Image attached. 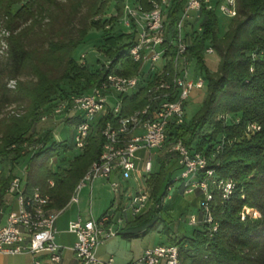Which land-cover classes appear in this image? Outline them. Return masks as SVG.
Returning a JSON list of instances; mask_svg holds the SVG:
<instances>
[{"label":"trees","instance_id":"16d2710c","mask_svg":"<svg viewBox=\"0 0 264 264\" xmlns=\"http://www.w3.org/2000/svg\"><path fill=\"white\" fill-rule=\"evenodd\" d=\"M56 1L0 0V15L5 17V27L10 31L6 38L7 55L0 54V115L12 104L25 109L5 120L0 119V210L4 212V196L15 178L13 167L19 159L31 153L26 161L25 193L30 195L39 187L50 196L51 208L62 210L102 152L100 130L108 117L93 127H98L97 135L91 133L86 150L70 158L64 168L56 163L59 154L65 151L64 146L69 147V138L56 137L53 129L47 130L43 139L36 137V125L44 111L51 110L57 101L71 95L90 92L105 71L104 63L93 66L75 56L82 37L88 32L86 28L81 30L78 39L60 36L50 40L46 47V40L35 47L27 40V31L38 14L42 15L45 4ZM81 1L91 4L87 16L91 18L102 13L108 0H80L74 7ZM125 1H117V14L102 25H111L104 30L103 47L112 61L111 67L118 73L130 75L139 67L129 56L135 32L124 34L121 31L116 35L111 32L113 23L123 14ZM149 1L135 0L133 4L149 8ZM183 8L184 2L171 0L167 14L171 27ZM203 13L202 32L195 34V22H189L186 41L190 44L188 59L197 61L207 86V97L197 117L191 120L185 117L182 124L170 125L167 141L171 144L182 142L190 151L202 153L208 159V167L214 170L215 178L232 179L235 187L229 198H223L216 186L211 187V210L218 224L217 231L211 229L212 224L203 222L199 202V222L193 226L192 234L170 238L168 242L179 246L184 264H264V0H237V15L222 36L217 13L208 10ZM30 19L33 21L30 28L17 31L20 21ZM207 46H212L220 59L215 73L206 65L204 49ZM169 68H173V62ZM10 81H16L14 89L9 87ZM123 102V113H128L142 107L146 100L140 90L125 96ZM229 115L235 117L233 122L227 121ZM78 121L79 118H67L63 122L64 126L71 127ZM253 123L258 124L260 130L247 133L248 126ZM206 127L210 130L199 137ZM70 138L73 142V133ZM72 145L75 148L74 142ZM204 176L202 171L196 178ZM147 177L146 183L152 182L151 176ZM155 181L150 198L158 205L167 196L166 189L171 183L163 166ZM244 207L257 209L260 216L246 215L242 220ZM160 210L150 208L132 217L118 234L126 238L145 236L164 221L158 213ZM2 217L0 214V221ZM145 217L147 220L142 222Z\"/></svg>","mask_w":264,"mask_h":264},{"label":"built area","instance_id":"2783aa9c","mask_svg":"<svg viewBox=\"0 0 264 264\" xmlns=\"http://www.w3.org/2000/svg\"><path fill=\"white\" fill-rule=\"evenodd\" d=\"M181 1L184 2V8L172 27L167 19L171 0H150L149 8H144L140 3H126L120 23L135 32L129 56L139 64L138 71L130 75L118 73L111 67L112 61L107 60L102 79L90 92L57 101L50 112L42 115L44 120L58 117L62 122L67 118H79L71 128L74 146L80 150L88 146L93 127L102 118L108 117L100 130L103 138L102 152L79 182L71 198L72 202H78L79 190L87 183L92 186L97 178L110 179L113 174L119 173L122 179L129 180L140 169L150 174L153 169L151 152L161 149L167 142L170 125L184 122L190 92L205 86L200 71L194 76L190 75V44L186 41L189 22H195L193 30L198 34L202 32L204 10L221 12L233 18L237 15V0ZM204 53L213 54L215 49L207 46ZM82 57V62H85V55ZM170 62H173L172 69L169 68ZM140 90L143 91L146 103L123 113L124 97ZM112 100L116 103L113 106L110 104ZM258 130L260 126L253 123L248 126L247 133ZM139 150H146L145 158L137 155ZM171 150L178 154L183 179L191 181L200 172L205 173L203 178H196L192 182L188 192L201 190L202 220L212 224L211 229L217 231L218 224L214 222L211 210L212 184L222 191L223 198H229L235 182L232 179L217 180L214 170L208 167L207 157L200 152L190 151L182 142L172 144ZM138 160L143 162L141 166ZM50 184L53 185V181ZM113 187L117 191L120 185L114 182ZM8 193L16 196L20 209L17 214L0 210V214H3L0 221V255L30 254L33 264H58L62 259V246L56 240V221L61 210L51 208L50 196L39 187L34 188L30 195L26 194L19 177L14 178ZM150 197L149 192L131 196L122 213L127 214L131 210L132 217L143 214L148 210ZM251 214L257 217L258 212L254 208L244 207L242 220ZM198 222V215L192 214L189 223L194 226ZM116 223L120 225L122 219L115 221L114 215L109 212L99 218L90 217L85 221L78 218L70 222L69 231L77 237L73 251L80 264H116L113 258L102 261L96 257L98 245L118 234ZM131 264L184 262L179 246L166 242L147 248Z\"/></svg>","mask_w":264,"mask_h":264},{"label":"rangeland","instance_id":"374dc122","mask_svg":"<svg viewBox=\"0 0 264 264\" xmlns=\"http://www.w3.org/2000/svg\"><path fill=\"white\" fill-rule=\"evenodd\" d=\"M79 1L80 0H57L55 4L46 3L42 15L38 14V18L32 28L28 27L33 22L31 19L27 21L22 20L18 25L19 27L17 31H20L25 27L26 29L30 28L27 31V40L32 41V46L35 47L41 43V40H46V45L44 46L46 47L50 40H57L60 36L64 38V36L67 35L66 37L78 39L81 30L86 28L88 32L82 37L79 47L75 51V56L82 62V56L84 54V61L93 66H101L102 63H106L107 60H109L103 45L105 40L104 30L111 26L109 23L106 24L105 27H102V25L104 21L109 20L117 14L115 5L119 0H108L102 13L93 15L91 18L87 17L90 13L91 4L86 1H81L79 6L74 7V3ZM134 1L135 0H126L125 2L133 4ZM217 16L219 18L220 36H222L229 29L233 18L221 12H217ZM4 18L3 15H0V54L3 57H6L8 50L6 38L10 31L5 27ZM121 18L122 15L113 23V30L111 32L115 35L119 34L121 31L124 34L131 33L132 31L131 28L120 23ZM97 22H99V24L95 25ZM64 31H66V34H64ZM205 60L208 70L211 73H215L218 70L220 63L218 54L216 52L213 54H207ZM199 71V65L197 61L193 59L190 63V75L194 76ZM22 79L29 80L30 77H22ZM15 86L16 81H10L9 87L14 89ZM206 97V85L203 88H194L190 92L186 105V118L188 120L197 117V112L201 109ZM110 104L113 106L116 103L112 100L110 101ZM24 110V107L18 104H12L3 110L0 119L5 120L12 115L24 112ZM51 110L44 111L43 114H47ZM55 119H58V121H55ZM234 119V116H227L228 122H233ZM63 123L64 122L59 120L58 117H49L45 120L41 119L36 125V137L39 139H43L46 131L49 129H53L54 133L59 135V137L69 138V147L67 145L64 146L65 151L59 154V159L56 163L61 168L67 166L68 160L75 154L86 150L73 148V142H71L72 139L70 138L73 133L72 128L68 125L64 126ZM97 130L98 127L93 128L92 136L97 135ZM209 130L210 127H206L198 134V136L200 137L204 135ZM171 147L172 144L170 141H167L161 149L153 150L151 152L153 169L150 175L146 174L143 169H140L129 180H124L119 173H115L110 179L97 178L92 186L90 183H87L78 192L79 202L66 209V214L76 216L81 215L88 219L91 215L95 218H99L104 213L109 212L114 215L115 221L123 219V217L124 219H128V214H123L122 209L127 207L131 200V196H134L137 193L149 192L151 195L152 188L156 182L155 179L158 177L161 166H163L167 179H170L171 181V183H169L171 188L168 186L166 189L167 196L160 204L157 205L155 200L153 201V199H150L147 203V209L151 208L152 211H155L160 208L161 210L158 211V213L163 217L164 221L159 224L156 229L151 230L144 237L134 240L133 243L127 241L123 250L127 252L133 249L134 253H140V251H142L147 245H154L165 240L168 242L170 238L174 237L182 238L183 236H190L193 232V225L189 223V219L192 214H198L199 202L203 195L201 194L202 192L200 189L188 192L189 188L193 185L192 182L195 181L196 178H192L190 181L181 177V170L178 164V154L172 151ZM30 155L31 153L19 159L13 167L15 178L19 177L22 180V186H24L26 181V161ZM137 155L141 158H145L147 152L146 150H139ZM138 163H140L141 166L143 162L138 160ZM147 176H151V184L148 182L146 183V180L148 179ZM114 182H118L120 185V188L117 191H115L113 187ZM212 186L214 189L213 184ZM4 200L2 206H4V208L6 207V213L17 214L19 212L20 207L15 195L7 192L4 196ZM255 210L258 212L257 217H259V211L257 209ZM128 213L131 216V210L128 211ZM251 217L257 218L252 214ZM145 220H147V217H145L142 222H145ZM120 226L121 225L116 223V229L119 230V228H121Z\"/></svg>","mask_w":264,"mask_h":264},{"label":"crops","instance_id":"0c3cea01","mask_svg":"<svg viewBox=\"0 0 264 264\" xmlns=\"http://www.w3.org/2000/svg\"><path fill=\"white\" fill-rule=\"evenodd\" d=\"M79 202V198H78ZM78 202L70 201L69 204L61 210L57 221H56V228H57V242L62 246L61 254L62 259L58 264H80L79 259L75 256L73 251V246L77 240L76 235L69 231L70 222L81 218L83 221L88 220L81 215H70L66 214V209H68L71 205L77 204ZM105 214V213H104ZM128 214V219H122V223L120 224L121 228L124 227L127 223V220L131 219ZM91 217H94L91 215ZM95 218V217H94ZM120 229V228H119ZM119 236V238H118ZM141 237H133V238H126L122 235L116 234L110 238L103 240L96 249V257L102 261H107L109 258H113L116 264H131L137 261L144 253L147 248L156 246L158 244L166 243L167 241H163L161 243H157L154 245H147L140 253H134L133 249L130 251H125L124 245L127 241L133 243L134 240ZM133 245V244H132ZM46 255H44L45 257ZM0 264H33V257L30 254H14V255H0Z\"/></svg>","mask_w":264,"mask_h":264}]
</instances>
